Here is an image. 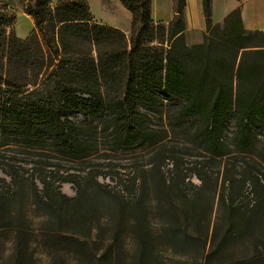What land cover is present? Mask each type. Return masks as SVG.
Wrapping results in <instances>:
<instances>
[{
	"label": "trees",
	"instance_id": "obj_1",
	"mask_svg": "<svg viewBox=\"0 0 264 264\" xmlns=\"http://www.w3.org/2000/svg\"><path fill=\"white\" fill-rule=\"evenodd\" d=\"M120 1L133 14L130 35L94 20L88 0L29 1L27 12L42 34L41 69L32 86L20 91L23 94L0 97V155L15 145L12 139L34 149H47L48 143L59 157L75 161L105 158L121 147L150 148L154 157L136 165L133 175L124 178L115 172L120 174L118 190L97 179L110 173L93 168L92 186L78 181L75 173L61 175L63 182L77 185L74 197L46 177L40 179L41 194L33 179L34 203L59 223L90 236L95 191L115 204L114 216L132 220L136 263L167 264L155 251L157 236L146 206L151 187L160 194L154 199L164 210V241L198 255L174 263L203 264V258L207 263L216 252L214 246L200 252L206 241L189 230V220L204 221L218 204L243 223L251 218L250 210L235 199L244 194L252 208L264 209V31L245 29L240 7L214 22L212 0H203V40L188 43L186 0H173L174 17L168 23L152 17V0ZM4 16L0 12V20ZM1 90H7L2 83ZM74 110L101 122H78ZM151 113H159L162 123L152 127ZM105 135L116 146L103 147ZM222 157L232 158V172L228 167L214 172L205 165ZM166 165H171L170 174ZM10 175L19 185L17 176ZM6 197H0L2 209ZM72 231L58 229L54 236L61 243L80 242ZM23 234L19 229L15 264H23L26 257ZM108 255L114 257L112 250ZM258 257L220 264H253ZM53 264L67 263L59 257Z\"/></svg>",
	"mask_w": 264,
	"mask_h": 264
},
{
	"label": "rangeland",
	"instance_id": "obj_2",
	"mask_svg": "<svg viewBox=\"0 0 264 264\" xmlns=\"http://www.w3.org/2000/svg\"><path fill=\"white\" fill-rule=\"evenodd\" d=\"M29 1L0 0V12L5 14L0 20V83L4 88L7 87V90L0 91V97H6L7 93L20 92L26 86H32L31 81L39 76L41 69L39 41L42 40V34L36 28L32 15L27 12ZM88 2L94 20L118 26L128 35L131 34L133 14L120 0H88ZM159 5L164 6V2L159 0ZM20 37L25 41L19 40ZM72 116L82 123L100 124L101 122L76 110L72 111ZM149 123L152 127L162 123L160 114L151 113ZM232 126L231 121V130ZM10 142L15 145L10 146L0 155V197L4 194L7 196L4 204L6 206L0 208V264H15L19 229L24 232L22 241L27 246L23 264H53L59 257L67 264H137L135 261L137 240L133 232V222L114 216L113 202L92 191L91 200L96 208L92 217L94 229L90 236H84L77 227L66 222L59 223L56 221L58 219L56 216L34 203L32 180L36 181L41 194L44 189L40 179L46 177L54 183V186H58L62 193L74 197L77 185L73 182H63L60 179L61 175L75 173L78 181L92 186L94 181L89 172L93 168H99L110 174L105 178L99 176L97 179L102 184H109L111 189L118 190L120 185L117 184V177H120V174L115 172H121L124 178L133 175V168L136 165H146L154 155L150 148L140 147L130 150L121 147L105 158L95 157L86 161H75L59 157L48 143L45 145L47 149H34L16 145L20 144L16 139ZM101 142L106 148H113L117 144L109 135H105ZM205 165L214 172L223 171L226 167L232 172L231 157L207 160ZM170 166H165L167 174H170L168 169ZM10 173L21 181L19 185L13 184ZM193 180L197 184L200 183L195 176ZM52 194L55 196V191H52ZM128 195L132 198L135 194ZM156 196L160 194L154 193L150 187L146 206L151 230L157 236L156 253L167 264H175V260H192L194 256H198L196 251L172 247L164 241L162 237L164 210L158 207V202L154 199ZM252 203L251 198L246 194L235 199V204L250 210L251 218L243 221L244 224L231 217L229 212L225 208H220L218 204H215L204 221L200 223L188 221L189 230L199 232L206 241L200 252H207L210 246H214L216 251L207 263L204 258L200 259L203 264H220L234 259L249 260L257 254L259 257L253 264H264V209L252 208ZM235 221L236 225H234ZM58 229L73 230L72 232H76L73 234L81 241L69 244L64 240L61 243L60 239L54 236ZM111 250L114 255L112 259L108 255ZM101 255L103 258L97 260L96 256Z\"/></svg>",
	"mask_w": 264,
	"mask_h": 264
},
{
	"label": "crops",
	"instance_id": "obj_3",
	"mask_svg": "<svg viewBox=\"0 0 264 264\" xmlns=\"http://www.w3.org/2000/svg\"><path fill=\"white\" fill-rule=\"evenodd\" d=\"M162 1L164 6L160 7L159 0H152V17L156 21L168 23L174 17L173 0ZM238 7L241 8L245 29L264 31V0H212L213 21H223L231 10ZM185 18L187 22L185 30L187 42H201L207 27L203 0H186Z\"/></svg>",
	"mask_w": 264,
	"mask_h": 264
}]
</instances>
